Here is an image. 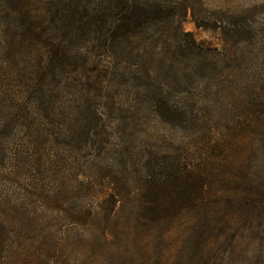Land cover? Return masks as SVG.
Masks as SVG:
<instances>
[{"label": "rangeland", "instance_id": "rangeland-1", "mask_svg": "<svg viewBox=\"0 0 264 264\" xmlns=\"http://www.w3.org/2000/svg\"><path fill=\"white\" fill-rule=\"evenodd\" d=\"M91 1L0 0V264H264V0H143L115 40Z\"/></svg>", "mask_w": 264, "mask_h": 264}, {"label": "trees", "instance_id": "trees-1", "mask_svg": "<svg viewBox=\"0 0 264 264\" xmlns=\"http://www.w3.org/2000/svg\"><path fill=\"white\" fill-rule=\"evenodd\" d=\"M143 0H92L86 6H77V9H88L93 13L97 22L104 26L115 40L126 29L140 25L136 8ZM150 9L145 14L142 9L143 18H156L162 11L159 0H152ZM129 11V13H128ZM155 13V15L153 14ZM154 15L153 18H147ZM186 35H191L185 32ZM193 42V40H192ZM191 170L185 166V172L169 170L161 177L155 178L147 185V195L156 203L153 206H143V214L149 216L151 224L159 225L167 222V218L180 215L182 210L194 209L195 200L204 190L202 181H195L190 177Z\"/></svg>", "mask_w": 264, "mask_h": 264}]
</instances>
